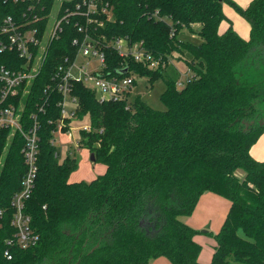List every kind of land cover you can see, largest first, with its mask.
<instances>
[{
  "label": "trees",
  "instance_id": "trees-1",
  "mask_svg": "<svg viewBox=\"0 0 264 264\" xmlns=\"http://www.w3.org/2000/svg\"><path fill=\"white\" fill-rule=\"evenodd\" d=\"M82 1L73 0L71 8ZM95 3L99 13L93 17L104 25L72 16L29 92L20 90L2 105L23 106L25 127L33 115L40 126L38 175L25 206L40 240L30 248L16 241L12 199L27 171L24 138L1 130L0 264H150L160 257L171 264H202V245L195 240L201 231L183 218L207 192L230 202L221 229L207 232L216 240L207 264H264V160L251 153L264 134V0L246 6L235 0ZM224 5L248 23V37L231 23L221 29L229 21ZM27 7L0 0V24L9 15L20 18ZM38 25L44 31L45 23ZM184 30L201 42L182 40ZM87 35L101 45L118 37L141 42L160 59V68L151 69L103 48L107 76L124 77L126 65L129 74L151 84L163 79L166 108H153L140 94L131 99V93L100 102L97 90L73 81L78 119L88 118L92 126L91 132L81 131L82 147L106 166L92 180L73 182L79 160L70 151L60 161L53 142L63 99L54 76L66 55L75 58L73 41ZM174 61H183L191 73L182 88L178 69L170 67ZM23 64L15 52H0V66L16 70ZM238 170L245 171L243 179Z\"/></svg>",
  "mask_w": 264,
  "mask_h": 264
},
{
  "label": "built area",
  "instance_id": "built-area-1",
  "mask_svg": "<svg viewBox=\"0 0 264 264\" xmlns=\"http://www.w3.org/2000/svg\"><path fill=\"white\" fill-rule=\"evenodd\" d=\"M7 1L28 4L20 18L9 15L0 24V33L3 36L0 41V52H15L24 61L22 67L16 70H10L4 65L0 66V131L10 129L11 137L20 133L24 138L21 152L27 165V171L22 180L21 190L12 199L14 207L12 225L17 231L15 234L17 243L22 248H30L40 240L39 235L31 226V218L26 214L25 209L26 201L31 197L38 175L40 126L36 116L33 115L34 122L25 127L22 118L23 106H16L12 102L6 106L2 105L7 103L10 98L16 97L20 90H23L25 94L29 92L33 81L40 74L48 59L53 42L59 39L64 25L71 21L72 16H83L88 24L96 22L103 26L104 22L93 17L99 13L95 0H83L81 3H76L75 9L70 6L73 0H53L51 8H48L49 0H5V2ZM105 12L106 9L103 8L102 13ZM157 14L158 12L155 13L156 16ZM40 22L45 23L44 31H41L38 25ZM79 30L82 31L83 27H80ZM73 44L78 49L75 58L72 60L70 55H66L63 63L55 71L54 81L57 89L62 93L63 99L60 103L62 117L57 122L54 136L57 132L68 133L71 136L72 123L70 122L67 127V120L78 118L77 99L71 95L73 81H82L88 87L97 90L100 102L119 101L131 93L136 78L135 74H129L128 67L123 65L122 68L127 69L124 77L107 76V56L104 47H112L125 61L132 59L135 62L147 64L151 69H158L161 65V60L147 52L141 42H133L128 38L118 37L110 41L104 40L101 45L87 35L82 40L75 39ZM80 56L94 57L97 62L91 58L87 63L77 66L75 61ZM162 65L165 66L164 63ZM74 68L80 73L79 76L73 74ZM90 82L91 85H89ZM179 85H183L180 79L177 82L178 87ZM46 90H50V87ZM70 104L73 106L69 109ZM66 127L68 129L64 131ZM81 131L91 132L90 122L84 124ZM53 142L55 144V138ZM80 149H82L81 141L78 142L75 151L78 152ZM11 257L9 254L8 258Z\"/></svg>",
  "mask_w": 264,
  "mask_h": 264
},
{
  "label": "rangeland",
  "instance_id": "rangeland-1",
  "mask_svg": "<svg viewBox=\"0 0 264 264\" xmlns=\"http://www.w3.org/2000/svg\"><path fill=\"white\" fill-rule=\"evenodd\" d=\"M238 4L242 6H246L250 0H235ZM224 12L227 15L229 21H225L222 28H225L229 25V23L233 24L234 28L241 34L247 35L249 34V25L248 23L239 15H237L228 5H224ZM196 28H199V25H195ZM179 37L182 40H188L192 43L199 44L201 39L193 33L184 30ZM93 61L97 62L94 57H91ZM91 58L80 56L76 59L75 64L80 66L84 63H87ZM176 67L179 71V79L180 82L184 85L189 77L191 76L190 71L188 70L187 65L183 62H171L170 67ZM171 69V68H169ZM73 74L75 76H79L80 73L76 68L73 70ZM136 85L131 90L130 98L133 99L136 95H142L143 99L150 104L153 108L164 110L166 107L164 103L161 101V94L164 92L166 88L165 81L160 79L153 84L148 81V78L145 77H136ZM91 85V82L89 83ZM183 85H179V88H182ZM73 105L70 104L69 109ZM72 127H71V136L68 133L61 134L57 132L55 134V145L57 147V153L60 161H62L70 151L72 154L79 160L78 169L72 174V181H81V180H92L96 178L98 175L103 174L106 170L104 164L91 161L89 149L83 148L76 152L75 147L78 145V142L81 141V127L88 123V118H73L72 119ZM90 152V153H89ZM252 155L259 159L264 160V134L262 138L256 143L255 147H253L251 151ZM94 154V153H93ZM237 175L243 179L245 177V171L238 170ZM214 194V193H210ZM224 202H227L228 207L230 206V202L223 197H221ZM216 204H212L214 206ZM210 206V207H211ZM228 210H225L221 204L211 207L209 209L201 208L196 211L192 217H184L183 220L189 225L193 226L196 229H199L201 232L195 236V240L202 245V252L199 257V262L202 264H207L211 261L215 246L216 240L211 234L207 232L217 233L226 218ZM225 215V216H224ZM193 218V219H191ZM243 234V232H241ZM150 264H171L170 261L165 257H160L156 259H152Z\"/></svg>",
  "mask_w": 264,
  "mask_h": 264
},
{
  "label": "crops",
  "instance_id": "crops-1",
  "mask_svg": "<svg viewBox=\"0 0 264 264\" xmlns=\"http://www.w3.org/2000/svg\"><path fill=\"white\" fill-rule=\"evenodd\" d=\"M250 2V1H249ZM248 2V3H249ZM248 35L249 34H247L246 36L245 35H242L243 37H248ZM73 123V122H72ZM89 123V122H88ZM262 138V137H261ZM256 145V144H255ZM255 145L253 146V147H255ZM253 149V148H252ZM81 150V149H80ZM252 151V150H251ZM90 153V152H89ZM90 158H91V155H90ZM106 167V166H105ZM71 177H72V175H71ZM70 180L72 181V178H70ZM222 198H221V196H218V195H216V194H210V192H207V193H204L202 196H201V198H200V200H199V202H198V204H197V206H196V209H195V211H194V213L193 214H195L196 213V211L197 210H199V209H201V208H206V209H209V208H211V207H214V206H218V205H222L223 207H225V210H229V207H228V205H227V202H224L223 200H221ZM225 199V198H224ZM227 200V199H226ZM212 204H216V205H214V206H211ZM211 206V207H210ZM192 214V215H193ZM192 215L191 216H189V217H192ZM225 216V215H224ZM191 219H193V218H191ZM193 227V226H192Z\"/></svg>",
  "mask_w": 264,
  "mask_h": 264
},
{
  "label": "water",
  "instance_id": "water-1",
  "mask_svg": "<svg viewBox=\"0 0 264 264\" xmlns=\"http://www.w3.org/2000/svg\"><path fill=\"white\" fill-rule=\"evenodd\" d=\"M121 73H123V74L127 73V69L123 70ZM90 159H91V161H95L96 160L95 154L92 153Z\"/></svg>",
  "mask_w": 264,
  "mask_h": 264
}]
</instances>
